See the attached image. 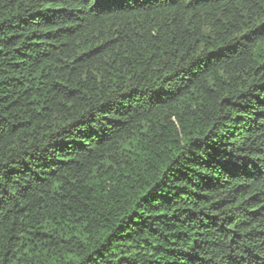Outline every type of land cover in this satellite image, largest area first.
Wrapping results in <instances>:
<instances>
[{"label": "trees", "instance_id": "16d2710c", "mask_svg": "<svg viewBox=\"0 0 264 264\" xmlns=\"http://www.w3.org/2000/svg\"><path fill=\"white\" fill-rule=\"evenodd\" d=\"M0 264H264V0H0Z\"/></svg>", "mask_w": 264, "mask_h": 264}]
</instances>
